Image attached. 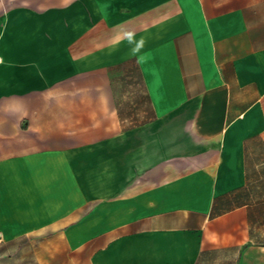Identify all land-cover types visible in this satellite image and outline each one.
<instances>
[{"label": "crops", "instance_id": "1", "mask_svg": "<svg viewBox=\"0 0 264 264\" xmlns=\"http://www.w3.org/2000/svg\"><path fill=\"white\" fill-rule=\"evenodd\" d=\"M260 179L264 0H0V195L72 264H264Z\"/></svg>", "mask_w": 264, "mask_h": 264}, {"label": "rangeland", "instance_id": "2", "mask_svg": "<svg viewBox=\"0 0 264 264\" xmlns=\"http://www.w3.org/2000/svg\"><path fill=\"white\" fill-rule=\"evenodd\" d=\"M120 69V65L113 67V70ZM122 69V66H121ZM124 71V70H123ZM117 83L114 84L113 89L118 92H129L130 87L126 86V83L122 81V74L117 76ZM128 89V90H126ZM140 96H143L139 92ZM142 106L147 107V103L143 101ZM21 178H17V186L34 187L39 185V178H28L21 175ZM86 182L87 180H81ZM260 187H253L245 195L246 198H251L255 202L264 199V179L259 180ZM96 182H103V180H96ZM16 199L27 198L32 196L16 195ZM34 197V196H33ZM8 196L0 195V264H72L70 262L72 251L71 249L63 248L61 243H56L50 240L52 232L45 227H39L38 223L33 225H27L25 222H31L39 216L40 212L36 209H30V205L17 204L15 209H8ZM100 202H83L80 204V210L77 212H54L55 217H59L63 213V220H71L77 215V220L87 218L91 213H94L93 209L95 205ZM102 203V202H101ZM99 221L102 222V210L98 211ZM69 213V215H66ZM257 215L264 217V210L257 211ZM62 218V217H60ZM101 233L104 231V227L100 228ZM105 243H85L80 244V252L84 254L89 251L95 250L97 247L104 245ZM53 251L55 254L49 253ZM57 254V255H56ZM57 256V257H56ZM75 261V260H74ZM81 261H85L81 259ZM249 261H245L248 264ZM196 264H238L237 249L235 247L215 248L205 251Z\"/></svg>", "mask_w": 264, "mask_h": 264}]
</instances>
